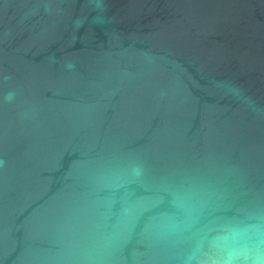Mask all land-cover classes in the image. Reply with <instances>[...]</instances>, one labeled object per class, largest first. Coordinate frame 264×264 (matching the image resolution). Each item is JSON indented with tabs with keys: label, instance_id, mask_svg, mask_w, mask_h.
<instances>
[{
	"label": "water",
	"instance_id": "1",
	"mask_svg": "<svg viewBox=\"0 0 264 264\" xmlns=\"http://www.w3.org/2000/svg\"><path fill=\"white\" fill-rule=\"evenodd\" d=\"M264 223V0H0V264H207Z\"/></svg>",
	"mask_w": 264,
	"mask_h": 264
},
{
	"label": "clouds",
	"instance_id": "2",
	"mask_svg": "<svg viewBox=\"0 0 264 264\" xmlns=\"http://www.w3.org/2000/svg\"><path fill=\"white\" fill-rule=\"evenodd\" d=\"M207 264H264V223H228L211 241Z\"/></svg>",
	"mask_w": 264,
	"mask_h": 264
}]
</instances>
